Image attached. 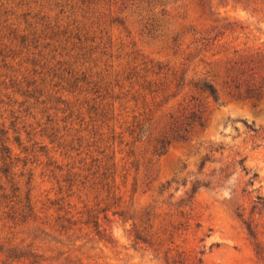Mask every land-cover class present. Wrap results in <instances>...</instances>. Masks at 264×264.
I'll list each match as a JSON object with an SVG mask.
<instances>
[{"label": "rangeland", "instance_id": "374dc122", "mask_svg": "<svg viewBox=\"0 0 264 264\" xmlns=\"http://www.w3.org/2000/svg\"><path fill=\"white\" fill-rule=\"evenodd\" d=\"M0 127V264H264V0H0Z\"/></svg>", "mask_w": 264, "mask_h": 264}, {"label": "trees", "instance_id": "16d2710c", "mask_svg": "<svg viewBox=\"0 0 264 264\" xmlns=\"http://www.w3.org/2000/svg\"><path fill=\"white\" fill-rule=\"evenodd\" d=\"M258 55H259L258 52H256V56H258ZM250 56L252 57L251 59H250ZM253 57H254V54L249 55V59L251 61H253V59H254ZM197 86H198V84H197ZM199 87L203 91H207L210 95H212L213 97L217 98L218 92H217V89L213 86V84L204 83L203 85H201ZM262 88H263V82H260V85L255 89L256 94H257L258 97H260L262 95V93H261L262 92ZM252 93H253V91H251V89H248L247 90V97H250V96L255 97ZM190 118L192 119V122L189 123L187 125V127H185L183 129L184 130L183 133H179L177 138L184 139V140L188 139V134L190 132L189 126H191V124L194 121H196V119H194L193 116L190 117ZM199 123L202 124L201 123V119H199ZM5 134H7V131L4 130V128L0 127V154H1V160L3 162V166L1 167L0 170H2L3 172L7 173V172H9V170H8L9 169V165H8V161L7 160L11 158L10 157L11 156V149L6 144V140L4 139ZM168 143H170L169 140L168 141L163 140L164 146H165V144H168ZM0 254H3L6 257V259H18V260L26 258V256H28L26 254L19 253V251L15 250L14 248H9V249L7 248L5 250L0 248ZM34 262H36V261H34Z\"/></svg>", "mask_w": 264, "mask_h": 264}]
</instances>
